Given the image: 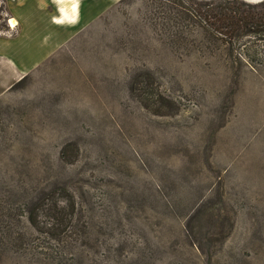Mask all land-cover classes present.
<instances>
[{
	"label": "rangeland",
	"instance_id": "374dc122",
	"mask_svg": "<svg viewBox=\"0 0 264 264\" xmlns=\"http://www.w3.org/2000/svg\"><path fill=\"white\" fill-rule=\"evenodd\" d=\"M179 4L122 0L0 92V227L54 187L78 222L61 244L22 220L32 251L0 264H264V44L229 48ZM10 5L0 38L20 29L29 66L43 46Z\"/></svg>",
	"mask_w": 264,
	"mask_h": 264
},
{
	"label": "trees",
	"instance_id": "16d2710c",
	"mask_svg": "<svg viewBox=\"0 0 264 264\" xmlns=\"http://www.w3.org/2000/svg\"><path fill=\"white\" fill-rule=\"evenodd\" d=\"M176 1L182 5L178 6L184 10L185 18L202 23L205 31L223 39L229 48L245 42L264 44V2L252 5L241 0H190V4ZM2 217L0 245H9L15 253L32 251L30 237L19 228L22 220L31 231L45 234L43 240L47 243L63 244L76 235L78 226L73 198L56 187L35 202L24 204L21 211L10 207Z\"/></svg>",
	"mask_w": 264,
	"mask_h": 264
},
{
	"label": "crops",
	"instance_id": "0c3cea01",
	"mask_svg": "<svg viewBox=\"0 0 264 264\" xmlns=\"http://www.w3.org/2000/svg\"><path fill=\"white\" fill-rule=\"evenodd\" d=\"M121 0H81L78 12L74 11V0H7L10 3L12 15L17 22L24 26V34L37 40L41 57L29 66H22L15 59V38H0V92H5L15 82L27 75L33 67L47 56L54 53L70 41L97 14L111 8ZM73 25H60L53 22V18L65 20L76 18ZM22 22V24H21ZM35 46V48H36ZM2 90V91H1Z\"/></svg>",
	"mask_w": 264,
	"mask_h": 264
},
{
	"label": "clouds",
	"instance_id": "9594fccd",
	"mask_svg": "<svg viewBox=\"0 0 264 264\" xmlns=\"http://www.w3.org/2000/svg\"><path fill=\"white\" fill-rule=\"evenodd\" d=\"M23 2V0H21V3ZM0 3H2V0H0ZM81 0H74V11L78 12V6L80 5ZM78 17L73 18V19H69V20H65L63 18L57 19V18H53V22L54 23H58L60 25H73L77 22Z\"/></svg>",
	"mask_w": 264,
	"mask_h": 264
},
{
	"label": "bare ground",
	"instance_id": "6f19581e",
	"mask_svg": "<svg viewBox=\"0 0 264 264\" xmlns=\"http://www.w3.org/2000/svg\"><path fill=\"white\" fill-rule=\"evenodd\" d=\"M10 21H12L13 23H9ZM7 26H8V28H9V30H14V29H16L17 28V22H16V20L15 19H11L10 20V18H9V20H8V22H7Z\"/></svg>",
	"mask_w": 264,
	"mask_h": 264
},
{
	"label": "water",
	"instance_id": "95a60500",
	"mask_svg": "<svg viewBox=\"0 0 264 264\" xmlns=\"http://www.w3.org/2000/svg\"><path fill=\"white\" fill-rule=\"evenodd\" d=\"M245 3L247 4H252V5H256V4H261L264 2V0H244Z\"/></svg>",
	"mask_w": 264,
	"mask_h": 264
},
{
	"label": "snow or ice",
	"instance_id": "6c2138e0",
	"mask_svg": "<svg viewBox=\"0 0 264 264\" xmlns=\"http://www.w3.org/2000/svg\"><path fill=\"white\" fill-rule=\"evenodd\" d=\"M9 23H13L12 21H10Z\"/></svg>",
	"mask_w": 264,
	"mask_h": 264
},
{
	"label": "flooded vegetation",
	"instance_id": "af4514ba",
	"mask_svg": "<svg viewBox=\"0 0 264 264\" xmlns=\"http://www.w3.org/2000/svg\"><path fill=\"white\" fill-rule=\"evenodd\" d=\"M7 20H9V18Z\"/></svg>",
	"mask_w": 264,
	"mask_h": 264
}]
</instances>
